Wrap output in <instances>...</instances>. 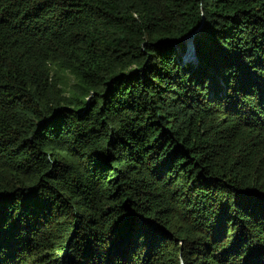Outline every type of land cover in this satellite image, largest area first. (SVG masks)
<instances>
[{
	"label": "trees",
	"instance_id": "obj_1",
	"mask_svg": "<svg viewBox=\"0 0 264 264\" xmlns=\"http://www.w3.org/2000/svg\"><path fill=\"white\" fill-rule=\"evenodd\" d=\"M0 264H264V0H0Z\"/></svg>",
	"mask_w": 264,
	"mask_h": 264
},
{
	"label": "rangeland",
	"instance_id": "obj_2",
	"mask_svg": "<svg viewBox=\"0 0 264 264\" xmlns=\"http://www.w3.org/2000/svg\"><path fill=\"white\" fill-rule=\"evenodd\" d=\"M184 61L187 62V61H192L194 62L195 61V58H194V55H191L190 57H188V54L186 56H184ZM183 60H181V64L183 65L185 62ZM69 79V83H73V80L70 78V77H65V80Z\"/></svg>",
	"mask_w": 264,
	"mask_h": 264
},
{
	"label": "water",
	"instance_id": "obj_3",
	"mask_svg": "<svg viewBox=\"0 0 264 264\" xmlns=\"http://www.w3.org/2000/svg\"><path fill=\"white\" fill-rule=\"evenodd\" d=\"M193 39H194V36H191V37H189L188 39H186V41L192 43V42H193Z\"/></svg>",
	"mask_w": 264,
	"mask_h": 264
}]
</instances>
